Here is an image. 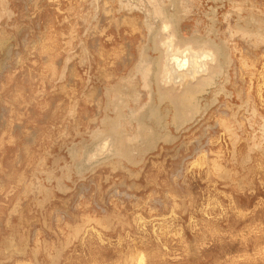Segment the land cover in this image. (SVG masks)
I'll return each mask as SVG.
<instances>
[{"label":"rangeland","instance_id":"1","mask_svg":"<svg viewBox=\"0 0 264 264\" xmlns=\"http://www.w3.org/2000/svg\"><path fill=\"white\" fill-rule=\"evenodd\" d=\"M182 1L227 73L168 141L87 161L163 5L0 0V264H264V0Z\"/></svg>","mask_w":264,"mask_h":264},{"label":"bare ground","instance_id":"2","mask_svg":"<svg viewBox=\"0 0 264 264\" xmlns=\"http://www.w3.org/2000/svg\"><path fill=\"white\" fill-rule=\"evenodd\" d=\"M156 1L163 5L160 18L155 17L154 11L150 13L148 10L144 21L147 42L138 48V57L129 75L110 88L102 128L93 134L97 143L92 145L94 148L87 158L84 156L87 161L111 153L113 156L116 153L117 156L129 157L138 145L151 147L159 140L168 141L172 135L171 128L179 129L200 112L203 96L216 85L219 75L229 69V66L225 67L229 54H225L227 49L224 50L225 46L221 45L224 42L219 46L209 37L214 29L208 31L212 25L208 27V35L206 32L205 35L200 34L197 28L192 36L185 37V32L181 30L182 21L192 9L189 12V6L182 0ZM158 20L162 22L161 32L168 35L167 39H152ZM168 20L172 22V27L166 23ZM252 26H246L240 32L259 35L258 30L250 28ZM152 47L158 58L151 54ZM173 109L174 115L169 120ZM133 122L136 132L128 133L127 124L132 125ZM143 259L139 258L138 264H143Z\"/></svg>","mask_w":264,"mask_h":264}]
</instances>
